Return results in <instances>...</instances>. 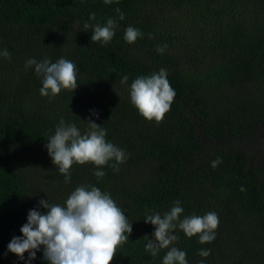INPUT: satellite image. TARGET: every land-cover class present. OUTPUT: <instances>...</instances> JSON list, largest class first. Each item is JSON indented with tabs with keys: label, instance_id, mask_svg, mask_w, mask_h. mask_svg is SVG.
I'll return each mask as SVG.
<instances>
[{
	"label": "trees",
	"instance_id": "1",
	"mask_svg": "<svg viewBox=\"0 0 264 264\" xmlns=\"http://www.w3.org/2000/svg\"><path fill=\"white\" fill-rule=\"evenodd\" d=\"M109 18L118 25L113 39L91 42L94 26ZM129 26L143 33L132 44L124 39ZM5 49L0 264H29L28 253L21 260L8 251L29 211L46 214L40 200L63 206L81 185L110 194L132 224L111 264H163L168 249L155 257L145 251L155 228L144 220L170 211L176 200L180 219L215 212L220 221L206 244L174 230L179 239L170 247L184 251L188 264H264V0H0V52ZM30 58L72 61L79 86L42 97V77L34 66L25 68ZM161 69L176 95L157 124L132 105L130 87ZM90 117L127 158L118 172L114 160L100 169L74 164L66 184L46 144L61 119L84 134ZM217 158L222 162L213 169ZM97 170L105 176L98 179ZM202 249L211 255L201 257ZM30 264H48L43 247Z\"/></svg>",
	"mask_w": 264,
	"mask_h": 264
},
{
	"label": "clouds",
	"instance_id": "2",
	"mask_svg": "<svg viewBox=\"0 0 264 264\" xmlns=\"http://www.w3.org/2000/svg\"><path fill=\"white\" fill-rule=\"evenodd\" d=\"M106 5L113 0H104ZM119 19L124 15L117 8ZM95 20V14L90 16ZM117 22L109 18L105 25L96 24L91 35V42L108 44L115 35ZM90 25L85 23L84 28ZM143 33L132 26L125 29L124 39L132 44L142 37ZM167 45L157 46L156 51L163 54ZM5 58L10 53L5 49L0 52ZM34 66L37 76L42 77L40 95L55 97L62 90L75 91L77 84L76 65L67 59L60 58L55 63L48 58L37 62L28 59L25 68ZM167 70L161 69L150 76L136 78L130 87V100L139 114L147 121L162 122L174 102L175 91L167 79ZM128 81V76L121 78V84ZM98 119V114L92 112ZM110 119V118H109ZM88 130L82 134L75 124H65L61 119L47 144L48 155L60 174L65 177V183L71 180L70 169L74 164H93L97 169L115 161L111 165L114 171H119V165L124 163L127 154L106 140V129L97 125L91 117L87 121ZM222 161L217 158L212 161L215 169ZM94 175L100 179L105 172L97 170ZM240 191H245L241 187ZM41 207L47 210L42 214L36 209L29 211L27 223L20 231L21 237H13L8 244V251L24 259L28 253L29 264L36 259V253L43 247V258L48 264H111L117 254V248L129 241L132 224L129 223L124 211L117 206L110 194L90 185H81L66 199L65 204L59 205L49 200H40ZM183 213L181 202L176 200L170 211L161 215L159 212L147 214L145 223L154 226V239L147 240L145 251L152 257L162 249H168L163 258V264H188L186 253L176 247H170L179 239L174 235L178 227L186 237L199 236L201 244L211 243L219 226V217L215 212L203 216L192 215L180 219ZM198 255L207 258L210 249H202ZM203 264V262H201Z\"/></svg>",
	"mask_w": 264,
	"mask_h": 264
}]
</instances>
